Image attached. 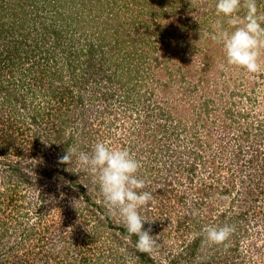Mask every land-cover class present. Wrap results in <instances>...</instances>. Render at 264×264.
<instances>
[{
    "label": "rangeland",
    "instance_id": "1",
    "mask_svg": "<svg viewBox=\"0 0 264 264\" xmlns=\"http://www.w3.org/2000/svg\"><path fill=\"white\" fill-rule=\"evenodd\" d=\"M81 1L70 0V6L75 7ZM258 1L263 2L258 5L263 12L261 5L264 0ZM38 2L47 4L46 0ZM205 4H208V0H201L196 5L192 11L193 17L188 21L190 27L183 28L178 33V40L183 43L189 41L193 32L191 40L194 54L187 53L183 51L184 47H180L181 53L176 56L173 50L178 45L171 42L165 47V41L158 44L159 48L155 53L170 66L183 65L181 74H185V78L191 76L193 81L183 87L182 79L180 81L178 75L172 77L176 74L174 71L180 73V70L167 71L163 66L164 62H161V65L160 62L153 61L154 64H159V67L143 71V74L151 76L149 84L153 92V98L146 103L162 106L163 102H168L166 108L162 107L171 110L175 116L173 121H166L165 116H157L154 113L147 128L138 130V124H141L143 119L140 118L137 122V117L143 115L146 118L142 112L146 107L143 101L138 105L133 101V110L137 111V116H130L129 112L127 117L122 115L121 119L130 120L129 125H125L123 132L118 128L113 129L110 124L114 123V116L123 110L118 99V95L123 91L122 87L133 88V85L138 84L135 90H130V94H140V84L146 81L142 78L141 82H136L135 75H115L113 68L104 64L105 66L98 69L101 76L96 78L97 81H92L81 89L88 104L86 109L83 105L71 107L69 122L67 120L64 124L58 123L59 117H55L54 122H57L63 131L62 137L66 143L64 151L75 145L80 151L91 152L77 143L82 123H87V128L95 130L101 125L102 131L109 135V143L114 147L124 146L125 141L126 144L133 145V152L142 164L139 176L146 180L145 190L154 195V202L142 208L141 215L150 221L145 222L144 229L151 227L150 235L157 239V245L152 251L156 260L159 257H168L169 260L175 257L178 264H201V261L206 264H238L240 261V264H264V189L248 187V181L244 178L248 175L245 160L251 154L264 155V68L259 73L250 74L243 68L227 65L222 44L214 41L209 44L204 42L203 33L213 31L216 21L213 16L216 14L212 15L207 8L209 5ZM86 5V17L91 18V15L99 12L89 2H86ZM27 9V18H30L34 12H31V6ZM60 11L65 16L64 8H57L53 4L49 6V10H40L50 25L48 33L44 27L40 29L43 31L40 34L44 47L54 44L51 37L52 24L59 21ZM71 21L73 20L68 21V24L72 25L67 29L72 31L77 24ZM93 21L100 23L102 19L99 17ZM19 24L17 34L22 29ZM28 25L32 28L33 23L27 21ZM66 34L68 32H65ZM10 35L8 32V36ZM106 55L107 59L115 57L110 53ZM261 59L264 61V54ZM44 61L51 73L54 66L47 64V60ZM96 61L100 62L99 59ZM187 64L192 65V69L184 67ZM221 64L225 65L223 69ZM76 71L79 74L81 68ZM117 71L119 73L124 70ZM49 75L53 77V81L52 84L45 81L47 87H55L69 77L66 75L60 79L52 73ZM104 75L112 79L106 80ZM118 79L122 81V85L115 83ZM26 80H30L27 81L28 85L34 87L33 77H27ZM0 83H3V89L0 88V128L4 125L1 120L11 119L14 121V134L17 137L20 132V119L14 114L10 115L5 105L12 106L16 102L24 108L22 103L25 99L20 97L24 86L20 90L12 74H5ZM167 84L172 88L169 99L165 98L163 93ZM194 85H197L196 90ZM145 88L146 86L144 90ZM144 90L142 96L147 98L148 93ZM107 91L111 93L110 101L103 96ZM157 105L150 107L158 109ZM23 108L19 110L21 113ZM47 109L45 107L42 112ZM27 112L19 116L21 122H24L19 127L24 130L22 143L25 149L13 154L14 156L9 155L12 151H8V155L6 152H0V248L6 257L12 262L36 264V258L29 250L31 246L36 251L39 248L45 251L44 259L39 260V264H139L137 253L128 251L129 236L124 235L118 228L123 224L121 218L113 215L112 219L108 220L109 213L104 206L103 197L100 191L93 187L98 184L95 176L82 169L75 158L70 165L59 163V157L64 155L56 153L63 151L59 143V149L56 148V142H51L50 146L43 144L37 153L31 152L36 126H29L31 116ZM46 118L52 123V117ZM85 118L87 120L83 121ZM226 118H231L229 123ZM118 124L119 122L113 125L118 127ZM129 127L130 132L133 131L131 134L127 132ZM196 131L198 133L194 139L201 136L203 139L207 135L211 143L207 146H210L209 148L198 147L209 160H215L216 165L214 163L211 173L199 167L195 171L189 170L191 162L203 165L200 163L202 158L198 161V156L190 149L193 145L192 134ZM149 141L155 142L151 151L148 148ZM187 141L190 142L188 146ZM11 143L13 149L15 138ZM56 164L60 165L59 167L66 166V174L71 176L72 181H84L86 176L90 175L93 177L94 184H86L93 204L89 205L87 201H83L84 194L79 186L62 180V172L55 173L47 181L38 179L43 173L41 170L47 167L50 169ZM15 166L20 167L28 178L20 177L19 171L14 170ZM207 166L212 167L209 162ZM227 185L229 190L221 187ZM243 196L246 198L245 202H242ZM239 206L244 214L237 218L234 212L239 211ZM91 207L94 212H90ZM224 214L226 217L223 218ZM227 215H230V219H227ZM112 222L116 228L110 225ZM225 224L235 226V232L225 241L226 244L224 242L213 245L204 239L202 229L205 226ZM48 225H52L51 229L48 234L43 235V228ZM113 233H116V236ZM196 239H199L198 242ZM119 250L123 251L124 255L121 260H116L117 256H120ZM181 254L182 256L176 258Z\"/></svg>",
    "mask_w": 264,
    "mask_h": 264
},
{
    "label": "trees",
    "instance_id": "2",
    "mask_svg": "<svg viewBox=\"0 0 264 264\" xmlns=\"http://www.w3.org/2000/svg\"><path fill=\"white\" fill-rule=\"evenodd\" d=\"M46 1L47 4L43 5L39 3L38 0H0V79L4 77L5 74H12L19 89L22 90L24 86L20 97L25 99L22 103L24 104V108L20 107L16 102H14L12 106H5L8 107L10 115L12 114L13 116L14 114L20 119L18 122L19 126L22 125V123L24 124V122H21L19 116L23 115L26 111L30 113L29 126H36L35 133L33 132L35 136L32 141V153H37L43 144L50 146L51 142H56V148L59 149V143L63 150L56 151V153L65 154L66 151H64L63 148H65L66 143L63 140V131L58 123L64 124L67 120L69 122V109L81 103L84 104L85 98L81 93V89L88 86L92 81L96 82V78L101 76L99 75L98 69L105 65L112 67L115 75L118 74V76L123 75L127 77L135 75L137 79L136 82H141L142 78L146 81L140 84L142 89L140 94H130V90H135L138 84L133 85V88H130V86L128 88L125 86L122 87L123 91L118 95V99L120 103H122L120 105L123 107V110H120L121 113L119 112V116L123 115L127 117L128 112L131 115L134 114L137 116V111L133 110V108H135L134 103L138 105L143 101L146 109L144 108L142 112L146 115V118H144L143 115H138L137 122L140 118L143 119L141 120V124H138L141 127H138V130L144 129L145 127L147 128V124H150V119L153 118L154 113L157 116H165L164 118H167L166 121H173L175 118V116H173L174 114H172L171 110L164 109L168 102H163L162 106L164 107L151 102L146 103V101H151L153 98V92L149 84L151 76L149 74V76L143 74V71L153 67L158 68L159 64H154L153 61L160 62V64L164 62L165 64L163 66L167 71L180 70V73L174 71L176 74H173L172 77L178 75L180 81L182 79L181 84L184 85L183 87L193 81L190 79L191 76L185 78V74H181L183 65L176 66L173 64L170 66L167 61H162L155 53L159 48L158 44L165 41V47H168V44L171 42L178 45V47L173 50L176 56L181 53L180 47L182 49L184 47L183 51L194 54L193 41L191 40L193 32L191 33L189 41H184L183 43L179 42L178 33L183 30V28L190 27L188 21L193 17L192 11L201 0H82L81 3L75 7L70 6V0ZM86 2H89L93 7L95 6L99 11L95 12V15H91V18L85 16L84 7H87ZM262 3L263 2L258 1V5ZM51 4L57 8H64L63 13L66 14L63 16L60 11L61 17L59 21L52 24L51 37L54 39V44L44 47L43 42H41L40 34L43 31L40 29L44 27L46 33H48L50 25L45 18V14L40 12V10H49ZM215 4V0H208V4H205L209 5L207 8L212 15L213 13L216 14ZM47 5L49 6L47 7ZM28 6H31V12H34L30 15V18H27ZM261 9L264 12V4L261 5ZM240 15H243V11H241ZM213 16L216 18L215 20L218 19L217 15ZM99 17L102 21L100 23H95L93 19ZM70 19L73 20L71 23L75 22L77 24L75 26L73 25L74 28L72 31L67 29L72 25L68 24ZM203 19H205V17H203ZM27 21L28 23H33L32 28L30 25L27 26ZM91 22H93V24ZM18 24L19 28H22L19 34H17ZM225 27H228V25L225 24ZM229 31H231L230 28ZM8 32L11 33L10 36H8ZM65 32H68V34L65 35ZM204 42L209 44L212 40L205 38ZM108 53H110L112 57H115L113 59H107L106 54ZM44 59L47 60V64L54 66V69L51 71L53 76L57 75L62 79V77L67 75L69 76L68 79L65 81L62 80V82L55 87H47L45 81L52 84L53 80L51 79L53 77H50L49 74L51 73L49 67L44 63ZM96 59H99L100 62L96 61ZM185 66L190 69L193 67L188 64L184 65V67ZM77 67L78 69L81 68L79 74L76 71L78 70ZM118 69L124 71H119L118 73ZM27 77H33L32 82L34 87L28 85L29 83L27 81L30 80H26ZM104 78L106 80L112 79L110 76L106 78L105 75ZM115 81L116 80H114V82ZM115 83L122 85L120 79ZM166 83L167 82H165V84ZM73 85L77 86L75 87L77 88L76 90ZM145 86L146 88L144 90ZM0 88L3 89V83H0ZM194 88L196 90L197 85ZM143 90L148 93L147 98L142 96ZM77 91L78 93H76ZM163 93L165 98H170L172 93L170 84L164 86ZM110 94L111 93L107 91L103 96L110 101ZM35 101L39 103L44 102V104L47 105V111L40 112L39 107H42V105L38 103L35 104ZM28 105H31V107L27 108ZM152 105H157L158 109H152ZM21 108H23V113L19 111ZM82 114L85 115L84 113ZM46 116L59 117L60 120L58 123L51 125V123L46 120ZM84 120L86 119H83V121ZM1 121L4 125L0 128V152L8 153V151L13 152V150L17 152L24 150L25 148L22 143L24 130L18 126L20 132L16 137L14 134V121L11 119ZM160 125L161 124H159V126ZM96 131L99 132V129ZM192 137L193 143L199 139H194V134H192ZM14 138L16 143L14 148L11 149V141L14 140ZM95 140H98L97 132L90 131L87 135L88 145L85 147L87 151L92 150V145L96 143ZM68 143L69 142H67V144ZM152 144H155V142L149 141L148 148H150V151L152 150ZM134 146L137 147V144ZM197 155L201 156V153L197 151ZM201 158L196 157L198 161H201V163L206 166L209 160L208 156L203 154ZM209 162L213 167L215 160L211 159ZM56 168L52 167L49 169L47 167V169L41 170L43 173L41 177L39 176V178H37L42 181H47V179L52 177L55 173L58 174L62 172L64 173L65 179H62L64 182L69 180L71 184L81 188L84 194V202L87 201L89 205L94 203L86 185L88 184L91 186V182H93V177L91 175L90 177L86 176L84 181L77 182L72 181L71 176H67V172L64 169L65 166L63 169ZM14 170L19 171L18 175L23 179L28 178V175L21 171L20 167L15 166ZM93 187L95 190L99 191L98 184H94ZM162 195L165 194L162 193ZM90 212H94L92 207ZM222 217H226V214L222 215ZM99 218L103 220L101 217ZM110 219H112V217L109 218L108 216V220ZM113 224L114 222L110 223V225L115 227ZM51 226L52 225H48L46 228H43L42 234H48ZM118 228L124 235L129 236L123 224L118 226ZM113 234L116 236V233ZM129 238L130 245L128 246V251H135L137 253L139 264H167L165 259L169 260L168 257H159V259L156 260L152 252H138L135 247L137 237L132 235ZM198 240L199 239H196V242H198ZM29 250L32 256L36 258V264H39V260L44 259L45 251L43 249L39 248V250L36 251L30 246ZM118 255L120 256H117L116 260H121L123 253L120 250ZM179 256H182V254L177 255L176 258ZM169 262L170 264H178V260H176L175 257L170 259ZM240 263L241 261L238 264ZM0 264L29 263L12 262L0 248ZM71 264H79V262H72Z\"/></svg>",
    "mask_w": 264,
    "mask_h": 264
},
{
    "label": "clouds",
    "instance_id": "3",
    "mask_svg": "<svg viewBox=\"0 0 264 264\" xmlns=\"http://www.w3.org/2000/svg\"><path fill=\"white\" fill-rule=\"evenodd\" d=\"M215 10L218 19L215 21L214 30L211 32H204L203 36L205 38H210L215 43L222 44L227 65L243 68L250 74L261 72L262 68H264V61L261 59L262 54H264V12L260 11L258 0H216ZM241 11H243L242 16L240 15ZM225 24H227L228 27H225ZM229 28L232 30L229 31ZM220 67L223 69L225 65L221 64ZM36 103L42 105V107H39L40 112L47 107L44 102L39 103L35 101V104ZM82 105L85 106L86 109L88 105L86 99L84 100V104L81 103L78 106L81 107ZM30 107L31 105H28V108ZM70 111L69 109V113ZM129 115L132 116L131 114ZM114 117H116V119L113 124H117V122H119V124L118 127H116L117 125L110 124L111 127L113 129L118 128L123 132L125 130V125L128 126L130 120L125 121V119H121L123 117L118 114ZM54 119L55 117H52L51 125L57 123L54 122ZM46 120L49 121L50 119L46 118ZM230 120L231 118H226L227 123H229ZM87 126V123L81 124L80 136L77 143L83 145L86 150L85 147L88 145V133L90 131L97 132L98 140H95L96 143L92 145L91 152L80 151L78 146L74 145L67 148L65 154L59 157L58 162L70 165L75 158L76 163L82 169H86L93 174L103 197L104 206L108 210L109 218L113 215H118L129 237L132 235L137 237L135 243L136 250L141 253H151L157 245V239L150 235L152 231L151 227L144 229L145 222L150 221L141 215V209L150 206L154 202V195L151 191L145 190L146 180L139 176L142 164L133 152V145H131V143L126 144L125 141L124 146L114 147L109 143V135L102 131L101 125L99 128L97 127L99 132L95 129L87 128ZM106 128L109 127H105V129ZM127 130H130V127ZM197 133V131L193 132L194 138H196L195 136ZM121 135H123V133ZM209 144L211 143L207 135H205L203 139L201 136L193 143L190 149H192L196 155L197 151H199L202 156L203 151L198 147L205 148ZM188 145H190V142L187 141V146ZM213 153L216 152L213 151ZM197 156L201 158V156ZM245 162L247 163L245 166L248 175L244 178L248 181V187L256 188V190H263L264 186L261 187L260 185H256L254 179L255 177H260L262 179L260 182L264 181V155H259L257 153L254 156H250ZM256 162H260L261 170H255ZM55 166L52 167L56 169H63L64 167H59L60 165L57 164ZM189 166L190 171H195L198 164L195 165V163L191 162ZM208 167L207 165L204 166L200 164L199 168H201V170L204 169V171L208 173L213 172V167L212 169ZM65 182H69V180ZM228 186L229 185L221 187L225 190H229L230 187ZM243 198L246 201L245 196H243ZM42 206L43 202L41 203V208ZM237 209L239 211L236 210L237 212H234L237 214L236 217H242L244 214L243 210L240 206ZM227 219H230V215H227ZM202 232L204 239L208 243L220 245L227 241L235 232V226L229 224L223 226L208 225L202 229ZM121 252L124 255V252ZM134 253L136 252L134 251ZM165 261L167 264H170L166 259ZM201 264H206V262L201 261Z\"/></svg>",
    "mask_w": 264,
    "mask_h": 264
},
{
    "label": "built area",
    "instance_id": "4",
    "mask_svg": "<svg viewBox=\"0 0 264 264\" xmlns=\"http://www.w3.org/2000/svg\"><path fill=\"white\" fill-rule=\"evenodd\" d=\"M257 152V151H256ZM251 156H254V154H251ZM259 160V159H258ZM198 167H200V164H198ZM209 169H212L210 166L208 167ZM256 169H258V170H261V165H260V162L258 163V162H256V168H255V170ZM253 170V169H252ZM251 171V170H250ZM245 177H247L246 175H245ZM262 179L260 178V177H255V179H254V182L256 183V185H260L261 187H263L264 186V181L263 182H260ZM243 182V181H242ZM250 184V183H249ZM243 201H245V199L243 198L242 199V202Z\"/></svg>",
    "mask_w": 264,
    "mask_h": 264
},
{
    "label": "flooded vegetation",
    "instance_id": "5",
    "mask_svg": "<svg viewBox=\"0 0 264 264\" xmlns=\"http://www.w3.org/2000/svg\"><path fill=\"white\" fill-rule=\"evenodd\" d=\"M130 129H131V128H130ZM127 132H128L129 134H131L130 130H127ZM17 153H18V152H17L16 150H13V152H11V154H9V155L14 156L13 154H17ZM6 155H8V153H7Z\"/></svg>",
    "mask_w": 264,
    "mask_h": 264
}]
</instances>
